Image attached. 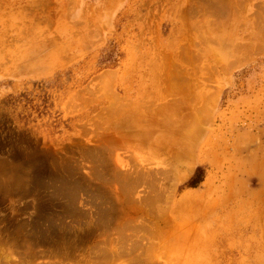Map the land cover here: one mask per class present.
Segmentation results:
<instances>
[{
	"label": "rangeland",
	"instance_id": "obj_1",
	"mask_svg": "<svg viewBox=\"0 0 264 264\" xmlns=\"http://www.w3.org/2000/svg\"><path fill=\"white\" fill-rule=\"evenodd\" d=\"M0 264H264V0H0Z\"/></svg>",
	"mask_w": 264,
	"mask_h": 264
},
{
	"label": "trees",
	"instance_id": "obj_2",
	"mask_svg": "<svg viewBox=\"0 0 264 264\" xmlns=\"http://www.w3.org/2000/svg\"><path fill=\"white\" fill-rule=\"evenodd\" d=\"M203 180V169L201 167H197L194 171L193 176L187 183L188 187L194 188Z\"/></svg>",
	"mask_w": 264,
	"mask_h": 264
},
{
	"label": "bare ground",
	"instance_id": "obj_3",
	"mask_svg": "<svg viewBox=\"0 0 264 264\" xmlns=\"http://www.w3.org/2000/svg\"><path fill=\"white\" fill-rule=\"evenodd\" d=\"M194 115V114H193ZM167 116V115H166ZM200 119V118H199Z\"/></svg>",
	"mask_w": 264,
	"mask_h": 264
}]
</instances>
